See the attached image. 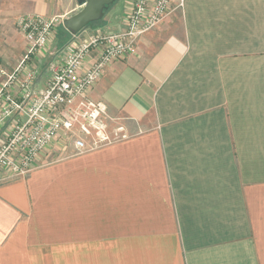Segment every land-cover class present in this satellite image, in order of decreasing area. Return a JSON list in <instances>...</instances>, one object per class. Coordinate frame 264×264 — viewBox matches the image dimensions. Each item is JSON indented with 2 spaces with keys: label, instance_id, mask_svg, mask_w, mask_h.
<instances>
[{
  "label": "crops",
  "instance_id": "obj_1",
  "mask_svg": "<svg viewBox=\"0 0 264 264\" xmlns=\"http://www.w3.org/2000/svg\"><path fill=\"white\" fill-rule=\"evenodd\" d=\"M132 1L74 37L59 26L31 60L35 89L71 42L122 32ZM80 9L0 0V39ZM88 98L127 139L83 154L59 140L0 182V264H264V0H184Z\"/></svg>",
  "mask_w": 264,
  "mask_h": 264
},
{
  "label": "built area",
  "instance_id": "obj_2",
  "mask_svg": "<svg viewBox=\"0 0 264 264\" xmlns=\"http://www.w3.org/2000/svg\"><path fill=\"white\" fill-rule=\"evenodd\" d=\"M183 5L184 0H133L122 32L71 42L60 61L48 64L39 90L31 60L49 46L63 20L20 17L25 52L12 72L0 68V182L28 176L59 140L83 154L127 139L123 127L110 126L106 106L91 101L89 92L109 65L134 55L138 41Z\"/></svg>",
  "mask_w": 264,
  "mask_h": 264
},
{
  "label": "water",
  "instance_id": "obj_3",
  "mask_svg": "<svg viewBox=\"0 0 264 264\" xmlns=\"http://www.w3.org/2000/svg\"><path fill=\"white\" fill-rule=\"evenodd\" d=\"M76 2L81 9L62 22V27L73 37L90 25L100 22L115 0H76Z\"/></svg>",
  "mask_w": 264,
  "mask_h": 264
},
{
  "label": "rangeland",
  "instance_id": "obj_4",
  "mask_svg": "<svg viewBox=\"0 0 264 264\" xmlns=\"http://www.w3.org/2000/svg\"><path fill=\"white\" fill-rule=\"evenodd\" d=\"M100 23V22H98ZM98 23L92 24L95 26ZM98 26L102 27V25ZM7 36L0 39V64L9 67L16 64L22 51V37L16 27L6 29ZM59 35V34H58Z\"/></svg>",
  "mask_w": 264,
  "mask_h": 264
}]
</instances>
